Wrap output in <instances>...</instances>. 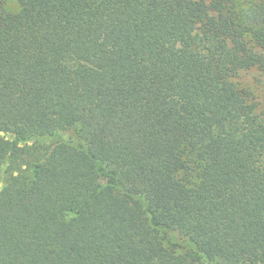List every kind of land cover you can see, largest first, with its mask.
<instances>
[{"label":"trees","instance_id":"16d2710c","mask_svg":"<svg viewBox=\"0 0 264 264\" xmlns=\"http://www.w3.org/2000/svg\"><path fill=\"white\" fill-rule=\"evenodd\" d=\"M251 69L264 0H0V264H264Z\"/></svg>","mask_w":264,"mask_h":264},{"label":"rangeland","instance_id":"374dc122","mask_svg":"<svg viewBox=\"0 0 264 264\" xmlns=\"http://www.w3.org/2000/svg\"><path fill=\"white\" fill-rule=\"evenodd\" d=\"M15 7V5H10ZM239 81L242 86L250 88L257 99L259 100L262 106L264 105V75L255 69H251L250 71H244L240 77ZM16 153V148L12 152L14 155Z\"/></svg>","mask_w":264,"mask_h":264}]
</instances>
